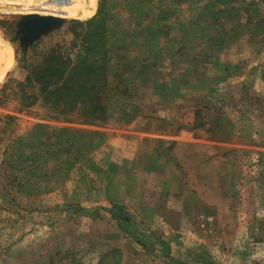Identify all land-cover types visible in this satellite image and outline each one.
Listing matches in <instances>:
<instances>
[{
	"label": "rangeland",
	"instance_id": "obj_1",
	"mask_svg": "<svg viewBox=\"0 0 264 264\" xmlns=\"http://www.w3.org/2000/svg\"><path fill=\"white\" fill-rule=\"evenodd\" d=\"M99 5L121 89L106 122H62L22 64L82 53ZM26 16L43 31L17 37ZM0 35V264H264V0H5ZM38 124L99 136L32 192L1 162Z\"/></svg>",
	"mask_w": 264,
	"mask_h": 264
},
{
	"label": "trees",
	"instance_id": "obj_2",
	"mask_svg": "<svg viewBox=\"0 0 264 264\" xmlns=\"http://www.w3.org/2000/svg\"><path fill=\"white\" fill-rule=\"evenodd\" d=\"M102 6L99 5L96 13L84 20L86 24H92L95 29L88 40H84L81 44L85 49L82 53L75 54L74 58H71L58 48H51L41 55L38 62L28 64L24 61L22 64L26 69V85L36 84L43 100L51 105L59 121L81 124L103 123L112 114L114 91L120 92L121 89L120 74H117L119 71H114L113 66L107 63L109 59L105 60V51L98 53V47L92 50L102 36L98 34V28L103 29L108 20ZM16 36L22 37V34ZM16 36H12L11 39H16ZM21 49L23 52L24 49ZM99 54L102 59L98 57ZM130 68L135 69L134 66ZM34 129L36 132L33 140L26 143L19 138L10 154L4 152L7 158L1 162L8 168L4 173L6 178L15 183L16 187L32 192L47 186V182L60 181L67 177L76 158L83 157L92 148V144L96 143L93 135L99 136L96 132L68 127H53L47 130L42 124H38ZM43 147H48L45 153L52 155L53 161L58 160L57 166L51 168L48 174L40 167V164H45L44 159H46L41 152ZM70 148L76 149L74 154L78 152V156L74 157V154H70ZM64 153L61 158L60 155ZM22 179L24 182H21Z\"/></svg>",
	"mask_w": 264,
	"mask_h": 264
},
{
	"label": "water",
	"instance_id": "obj_3",
	"mask_svg": "<svg viewBox=\"0 0 264 264\" xmlns=\"http://www.w3.org/2000/svg\"><path fill=\"white\" fill-rule=\"evenodd\" d=\"M29 17H34L33 20H30ZM23 19V25L25 30L21 33L22 38L25 36H37L40 32L43 31V24L45 19L42 20L39 16H29Z\"/></svg>",
	"mask_w": 264,
	"mask_h": 264
},
{
	"label": "clouds",
	"instance_id": "obj_4",
	"mask_svg": "<svg viewBox=\"0 0 264 264\" xmlns=\"http://www.w3.org/2000/svg\"><path fill=\"white\" fill-rule=\"evenodd\" d=\"M5 0H0V3H4ZM20 2H25V0H20ZM44 0H26V6L31 5L33 3H43ZM90 3L95 6L97 3V0H90ZM12 46L10 43L4 40L3 36L0 35V56L3 55L4 51L11 50ZM3 82V77L0 76V83Z\"/></svg>",
	"mask_w": 264,
	"mask_h": 264
}]
</instances>
